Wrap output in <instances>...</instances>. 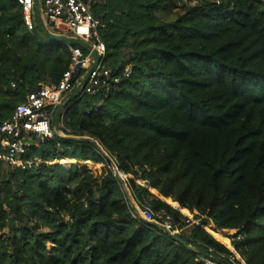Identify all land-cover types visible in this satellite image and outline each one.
<instances>
[{"label":"trees","instance_id":"1","mask_svg":"<svg viewBox=\"0 0 264 264\" xmlns=\"http://www.w3.org/2000/svg\"><path fill=\"white\" fill-rule=\"evenodd\" d=\"M111 4L94 15L110 25L103 63L130 43L112 65L118 87L70 91L60 135L29 151L41 164L0 160V264H206L199 258L209 254L241 264L200 224L171 235L132 218L125 184L176 220L198 211L219 238L240 228L234 249L246 264H264L263 0H196L180 12L177 0ZM38 29L26 27L17 0H0V122L69 67L68 43L40 39ZM111 160L164 199L113 169L90 171Z\"/></svg>","mask_w":264,"mask_h":264},{"label":"built area","instance_id":"2","mask_svg":"<svg viewBox=\"0 0 264 264\" xmlns=\"http://www.w3.org/2000/svg\"><path fill=\"white\" fill-rule=\"evenodd\" d=\"M39 1L41 9L37 15L35 0H17L22 7L24 23L29 30H34L37 23H40L45 30L52 33L84 41L89 44V49L68 42L71 60L60 79L51 84H40L29 91L25 99L15 106L11 116L0 122V160L21 168L42 163L41 160L28 155L29 149L40 146L56 136V119L62 105L69 99L67 94L75 90L73 80L77 83L81 81L78 89L82 94L91 96L98 94L102 89L107 92L116 89L120 81V75L116 74L117 70L103 63L107 47L101 38V30L105 25L102 19L92 12L90 6L92 0ZM131 71V66H127L123 75L129 76ZM124 175L126 179H134L148 187L135 176L129 173ZM137 202L138 204L129 203L132 218L157 224L171 235H183L192 223H197L193 217L185 214L183 215L186 220H176L164 210L154 211L149 205ZM243 237V234L237 233V239ZM199 260L206 264H220L213 259L212 254H209V257H200Z\"/></svg>","mask_w":264,"mask_h":264},{"label":"rangeland","instance_id":"3","mask_svg":"<svg viewBox=\"0 0 264 264\" xmlns=\"http://www.w3.org/2000/svg\"><path fill=\"white\" fill-rule=\"evenodd\" d=\"M113 0H92L91 2H90V6H91V9H92V12L95 14V15H99V14H102L104 11L105 12H109V11H113L114 10V8H113V6H112V4H111V2H112ZM196 2V0H177V7H175L174 8V11L175 12H180V10H182V8H181V5H182V3H186V5H190V4H194ZM105 3V4H104ZM44 5V4H43ZM114 12H117V11H114ZM114 12H113V14H114ZM113 14L111 13L110 15H109V19H110V16H112L113 17ZM171 18V17H170ZM41 22H42V20H41ZM43 23V22H42ZM115 23L116 24H120V22L118 21H115ZM105 25V24H104ZM42 27H43V24H42ZM110 27V25H105L103 28H102V30H101V33L104 35V29H107V28H109ZM115 28H113L112 29V31H115V29H116V31H117V34L115 35V39H121V33H119V31H118V26H114ZM44 28V27H43ZM45 33L46 32H43L42 30H40V29H38L37 31H36V34L38 35V37L40 38V39H45L46 41H48V39L46 38V35H45ZM66 36H68V35H66ZM49 37V36H48ZM50 38V37H49ZM102 38H105V37H102ZM51 39V38H50ZM103 40V39H102ZM106 41L109 43L110 41H114V39H109V40H107L106 39ZM65 43H68V41H64ZM129 42H123V43H120L117 47H114V48H111L110 50H109V52L110 53H116V56L114 57V58H109V57H107V59H105L104 60V65L106 66H110L111 68H112V65H114V64H119V60L121 59V54H122V51L125 49V48H128L129 47ZM86 52V51H85ZM115 66V65H114ZM81 83V81L80 82H78V83H76L75 84V90H77L78 89V87H79V84ZM61 117H60V115L57 117V120H56V128H57V130H59L60 129V127H61ZM29 151H33L32 149H29ZM31 153V152H30ZM66 162V163H65ZM60 163L61 164H64V165H67V166H69V165H71V164H74V163H76V160H73V161H71V162H67V161H64V160H62V161H60ZM102 164V166H100V167H96V166H93L92 165V168L90 169L89 167V169H90V171L95 175V176H99L104 170H106V169H108V168H113L114 169V167L112 166V165H110V164H106V163H101ZM80 167H82L81 165H80ZM122 175H123V177L126 179V177H125V175H124V173H122ZM133 176V175H132ZM137 178V177H136ZM148 186V185H147ZM147 188V187H146ZM149 189H150V191H152L153 193H155V194H157L158 196H161L160 194H159V192L157 191V190H155L154 188H152V187H149ZM124 190H125V192L127 193V197H128V202L129 203H132V202H135V203H137L138 204V202L136 201V199H135V197H134V194H133V191H132V189H131V187L128 185V184H125L124 185ZM163 197V196H162ZM164 198V197H163ZM166 198V197H165ZM170 198V197H169ZM171 199V198H170ZM172 200V199H171ZM164 201H166V200H164ZM173 201V200H172ZM167 202V201H166ZM167 203H169V202H167ZM170 205H172L171 203H169ZM173 206V205H172ZM175 207V206H174ZM176 208V207H175ZM177 209H179V208H177ZM180 210V209H179ZM180 212L181 213H183L181 210H180ZM183 214H185V215H187V216H190V217H193L195 220H196V222L197 223H202V220L199 218V217H197V215H198V211H193V212H191L190 211V213L189 212H187L186 210H184V213ZM67 218V217H66ZM202 226L210 233V234H212L216 239H219L224 245H226L228 248H231V249H234V246L232 245V241H233V239H234V236L238 233V232H240V228H236V232L234 233V234H232V235H229V239H227V238H219V236H218V234L217 233H215L214 232V222L213 221H211L210 223H208L207 225H204V224H202ZM41 229V231H45V227H41L40 228ZM6 231H8V230H6ZM47 244L48 245H50L51 243L48 241L47 242ZM238 253V252H237ZM239 254V253H238ZM234 256H235V258H237V256H236V254H234ZM239 256H240V254H239ZM241 257V256H240ZM240 263V262H239Z\"/></svg>","mask_w":264,"mask_h":264},{"label":"water","instance_id":"4","mask_svg":"<svg viewBox=\"0 0 264 264\" xmlns=\"http://www.w3.org/2000/svg\"><path fill=\"white\" fill-rule=\"evenodd\" d=\"M35 9L37 11V15H39V11L41 9V5H40V1L39 0H35ZM46 34L54 41H68V42H71V43H74V44H77V45H80L86 49H89V44L85 43L84 41L82 40H79L75 37H69V36H66V35H60V34H55V33H52L48 30H45ZM88 77V74L86 76V78ZM85 82V81H84ZM64 106V104L62 105V107ZM55 134L57 136H59V132L57 130H55ZM70 138H75L77 139L76 137H70ZM110 165H112L114 167L113 168H110V169H113L115 170L117 173H119L122 181H125L124 180V177L122 176V173H127L126 171L122 170L117 164H115L112 160L110 162ZM149 189V186L147 187ZM150 190V189H149ZM231 249V248H230ZM231 251L236 254L237 256V260L241 263V264H246V262L242 259V257L239 256V254L237 253V251L235 249H231Z\"/></svg>","mask_w":264,"mask_h":264},{"label":"bare ground","instance_id":"5","mask_svg":"<svg viewBox=\"0 0 264 264\" xmlns=\"http://www.w3.org/2000/svg\"><path fill=\"white\" fill-rule=\"evenodd\" d=\"M162 199H164L163 197H162V195L160 196Z\"/></svg>","mask_w":264,"mask_h":264}]
</instances>
